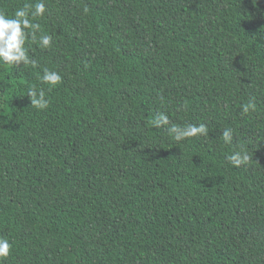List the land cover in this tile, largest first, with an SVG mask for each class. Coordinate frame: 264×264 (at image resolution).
Here are the masks:
<instances>
[{
    "label": "trees",
    "instance_id": "trees-1",
    "mask_svg": "<svg viewBox=\"0 0 264 264\" xmlns=\"http://www.w3.org/2000/svg\"><path fill=\"white\" fill-rule=\"evenodd\" d=\"M45 3L51 46L0 64L2 264H264V0ZM160 113L208 135L175 141Z\"/></svg>",
    "mask_w": 264,
    "mask_h": 264
},
{
    "label": "clouds",
    "instance_id": "clouds-1",
    "mask_svg": "<svg viewBox=\"0 0 264 264\" xmlns=\"http://www.w3.org/2000/svg\"><path fill=\"white\" fill-rule=\"evenodd\" d=\"M86 11V9H85ZM47 7L45 0H34V3H24L16 8L12 16H8L4 11H0V64L8 66L31 65L36 66V61L31 60L28 55L26 42L31 38L34 43H38L41 48L47 49L52 44V36L44 33L37 34L41 30L40 23L36 22V18L45 17ZM62 80L61 75L57 71L44 69L40 76L42 84L50 86L58 85ZM26 96L30 100V106L44 110L49 107L50 100L46 97L45 90L37 88L33 85L26 90ZM255 105L251 101L242 105V111L248 113L254 110ZM152 125L156 128L169 126L168 133L175 141H182L188 138H195L208 135L206 124H188L181 127L176 124H170L167 114L160 113L153 120ZM222 139L226 145L232 143L233 134L231 129H225L221 133ZM226 161L234 167L241 165L247 166L252 162V156L241 149L225 156ZM12 243L8 239L0 238V264L4 258L10 255Z\"/></svg>",
    "mask_w": 264,
    "mask_h": 264
}]
</instances>
